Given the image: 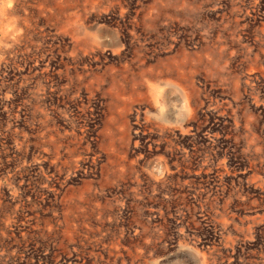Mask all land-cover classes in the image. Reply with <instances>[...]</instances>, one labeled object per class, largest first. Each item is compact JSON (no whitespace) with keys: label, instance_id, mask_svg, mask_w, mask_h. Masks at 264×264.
I'll use <instances>...</instances> for the list:
<instances>
[{"label":"rangeland","instance_id":"374dc122","mask_svg":"<svg viewBox=\"0 0 264 264\" xmlns=\"http://www.w3.org/2000/svg\"><path fill=\"white\" fill-rule=\"evenodd\" d=\"M0 264H264V0H0Z\"/></svg>","mask_w":264,"mask_h":264},{"label":"bare ground","instance_id":"6f19581e","mask_svg":"<svg viewBox=\"0 0 264 264\" xmlns=\"http://www.w3.org/2000/svg\"><path fill=\"white\" fill-rule=\"evenodd\" d=\"M60 1H62V0H60ZM70 1H72V0H69V2H70ZM44 2H45V1H44ZM55 2H56V1H55ZM46 3H48V2H46ZM59 3H60V2H59ZM59 3H57V4H59ZM78 3H79V2H78ZM161 3H162V2H161ZM50 4H51V3H50ZM48 5H49V4H48ZM79 5H81V4H79ZM100 5H101V4H100ZM24 6H25V5H24ZM27 6H28V5H27ZM29 6H30V5H29ZM61 6H62V5H61ZM76 6H77V5H76ZM94 6H95V5H94ZM10 7H11V6H10ZM44 7H45V6H44ZM62 7H63V6H62ZM82 7H84V5H83ZM98 7H99V6H98ZM6 8H7V7H6ZM15 8H16V7H15ZM26 9H27V8H26ZM26 9H25V10H26ZM50 9H51V8H50ZM62 9H63V8H62ZM12 10H13V9H12ZM25 10H24V11H25ZM53 10H54V8H53ZM60 10H61V9H60ZM66 10H67V9H66ZM5 11H6V10H5ZM5 11H4V12H5ZM15 11H16V10H15ZM53 12H54V11H53ZM6 13H7V12H6ZM28 14H29V11H28ZM50 14H51V13H50ZM56 14H57V13H56ZM58 14H59V12H58ZM70 14H71V13H70ZM70 14H69V15H70ZM79 14H81V13H79ZM84 14H85V13H84ZM12 15H13V14H12ZM14 15H16V14H14ZM29 15H30V14H29ZM46 15H47V14H46ZM59 15H60V14H59ZM26 16H27V15H26ZM49 16H50V15H49ZM5 17H6V15H5ZM8 17H9V16H7V19H8ZM24 17H25V16H24ZM24 17H23V18H24ZM29 17H30V16H29ZM55 17H56V16H55ZM58 17H59V16H58ZM30 18H31V17H30ZM30 18H29V19H30ZM46 18H47V17H46ZM69 18H70V17H69ZM9 19H10V18H9ZM29 19H28V20H29ZM53 19H54V18H53ZM59 19H60V18H59ZM59 19H58V20H59ZM3 20H5V19H3ZM30 20H31V19H30ZM11 21H12V19H11ZM52 21H53V20H52ZM19 22H21V21H19ZM25 22H26V20H25ZM27 22H28V21H27ZM58 22H59V21H58ZM6 23H7V22H6ZM9 23H10V22H9ZM9 23H8V24H9ZM11 23H12V22H11ZM11 23H10V26L12 27V31H14L15 29H17V27H16L15 25H14V26L11 25ZM13 23H14V22H13ZM59 23H60V22H59ZM229 23H230V22H229ZM4 24H5V23H4ZM4 24H3V25H4ZM21 24H22V23H21ZM3 25H2V26H3ZM17 25H18V24H17ZM19 25H20V24H19ZM5 26H6V25H5ZM5 26H4V27H5ZM4 27H3V28H4ZM7 27H8V26H7ZM19 28H20V27H19ZM7 29H8V28H7ZM7 29H6V30H7ZM1 30H2V28H1ZM24 30H25V29H24ZM7 32H8V31H7ZM7 32H6V33H7ZM11 34H13V33H11ZM17 35H18V33H17ZM21 35H22V34H21ZM12 36H13V35H12ZM14 36H15V35H14ZM19 36H20V35H19ZM9 40H10V39H9ZM3 41H4V40H3ZM14 42H15V41H14ZM5 43H6V42H5ZM15 49H16V48H15ZM6 51H7V50H6ZM10 53H11V52H10ZM12 53H13V52H12ZM132 58H133V57H132ZM173 61H174V60H173ZM145 62H146V60H145ZM172 63H173V62H172ZM174 64H175V63H174ZM144 66H145V65H144ZM124 76H125V75H124ZM126 76H127V75H126ZM96 78H97V76H96ZM111 78H112V77H111ZM111 78H110V79H111ZM119 78H120V77H119ZM107 80H108V79H107ZM118 80H119V79H118ZM116 81H117V80H116ZM125 81H127V80H125ZM95 84H96V83H95ZM164 95H165V94H164ZM162 97H163V96H162ZM163 99H164V97H163ZM164 100H166V99H164ZM164 104H165V101H164ZM173 113H174V112H173ZM173 115H174V114H173ZM177 117H178V116H177ZM177 119H178V118H177ZM50 141H51V140H50ZM54 142H55V141H54ZM50 146H51V145H50ZM60 154H61V152H60ZM68 192H69V191H68Z\"/></svg>","mask_w":264,"mask_h":264}]
</instances>
